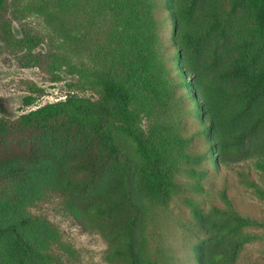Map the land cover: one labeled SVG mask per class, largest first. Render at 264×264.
<instances>
[{"label": "rangeland", "instance_id": "374dc122", "mask_svg": "<svg viewBox=\"0 0 264 264\" xmlns=\"http://www.w3.org/2000/svg\"><path fill=\"white\" fill-rule=\"evenodd\" d=\"M235 1L199 0L195 12L182 9L180 47L175 45L172 20L178 21L174 12L182 1L172 0L159 9L168 16V23L160 29L161 48L180 54L177 62L168 56L163 60L166 76L161 80L167 79L170 88L163 85L165 91L160 85V69L155 67L145 77L147 86L138 91L136 104L144 132L157 130L156 139L166 146L175 166L173 179L178 187L169 196L158 193L133 141L123 135L117 137L119 153L115 156L80 132L59 128L38 137L4 123L62 100L69 92L90 93L72 88L75 77L65 71L58 80L42 71L46 44L27 51L0 41V203L6 204L1 197L16 188L7 172L11 177L17 168L19 192L26 188L30 193L11 200L8 206L15 210L8 213L22 209L35 218L28 232L42 249L58 255L64 264H124L119 254L124 245L120 226L136 212L141 230L136 246L143 264H201L199 257L210 244L203 220L216 242L225 235L214 224V208L232 206L242 216L264 221V199L240 176L250 170L251 178L264 186V172L250 165L256 153L264 154V126L252 127L254 113L264 110V37L255 31L251 1L236 5ZM19 18L21 22L13 20L11 25L16 36L23 25L42 30V22L34 15ZM185 57L209 97L206 111L199 114L194 104L203 103L202 91L194 87L189 72H184V80L192 86L181 85L175 67L179 64L183 69ZM29 82L42 92L26 106ZM210 114L224 139L222 151L209 148L217 138V131L207 122ZM222 159L229 165H223ZM38 160L50 168L37 171ZM104 206H111V213L95 210ZM243 231L264 233L261 226H247ZM229 264H264V236L245 243Z\"/></svg>", "mask_w": 264, "mask_h": 264}, {"label": "trees", "instance_id": "16d2710c", "mask_svg": "<svg viewBox=\"0 0 264 264\" xmlns=\"http://www.w3.org/2000/svg\"><path fill=\"white\" fill-rule=\"evenodd\" d=\"M181 1L182 6L174 12L178 21L172 20L176 33L174 41L178 46L181 42L183 44L184 33L179 20L180 11L187 8L195 12L199 7V0ZM241 1H235V5ZM250 1L255 31L260 37H264V0ZM171 2L172 0H0V41L27 51L46 44L48 52L46 60L40 63L42 71L51 72L55 80L60 78V72L65 71L75 77L72 88L90 93L85 96L69 92L62 100L36 107L15 120H3L4 123L17 129H27L38 137L52 134L59 128L80 132L115 156L119 153L117 137L123 135L133 141L144 170L158 193L169 196L175 192L178 187L173 179L175 166L170 162L166 146L157 141V130L144 132L142 116L136 104L137 93L142 86H147L145 77L150 71L155 67L160 69L157 73L158 81L166 91L163 85L169 87L168 80H161V76H166L163 60L168 56L169 59L178 61L180 51L165 52L161 48L163 42L160 29L163 24L168 23V16L159 9ZM31 15L40 19L42 30L37 31L29 25H23L20 36H16L11 28L13 20L21 22L19 17L28 18ZM184 61L187 62L186 57L181 61L183 69H180L179 64L175 67L179 71L181 85L185 88L192 86L188 80H184V72H189V75L194 76V87L202 91L203 106L194 104V109L199 114L206 111L209 97L203 92L202 83L196 78L195 71ZM227 71L222 69V72ZM27 86L28 95L24 98V104L30 106L42 91L31 82ZM169 88L168 93L171 91ZM207 117V122L216 132L219 126L216 118L211 114ZM253 119V128L264 126V110L254 113ZM216 134V142L211 143L209 148L211 151H222L221 142L224 139L221 132L218 134L217 131ZM125 161L131 169V164L128 160ZM221 163L229 165L223 159ZM250 163L254 170L264 172V154L256 153ZM35 167L37 171L42 167L48 170L50 165L38 160ZM12 172L11 177L8 172L7 176L14 180L16 188H9L5 192L6 196L1 197L6 204L0 203V264H64L58 255L42 249V245L28 232L35 218L24 214L22 209L14 215L8 213L9 209L15 210L8 206L11 200L15 202L30 193L26 188L19 192L15 175L20 170L15 168ZM240 176L254 189L257 196L264 199V186L258 185L251 178L250 170L240 172ZM67 182L76 184L75 180ZM95 210L108 214L113 209L111 206H104ZM214 210L217 214L214 224L219 227L220 233L225 230L224 234L228 239L222 235L216 242L204 219L203 224L210 234V244L208 251L199 257L201 264H229L245 243L264 236V233L243 231L247 226H261L264 230V221L242 216L232 206ZM120 227L124 245L119 254L123 255L124 264H143L136 246V237L141 231L137 224V213L126 218Z\"/></svg>", "mask_w": 264, "mask_h": 264}]
</instances>
